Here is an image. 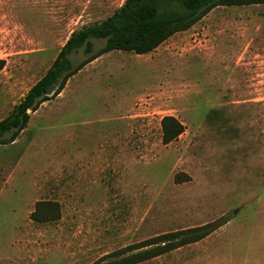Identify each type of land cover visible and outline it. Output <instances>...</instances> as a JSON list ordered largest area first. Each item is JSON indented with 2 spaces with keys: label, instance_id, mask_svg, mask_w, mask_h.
<instances>
[{
  "label": "rangeland",
  "instance_id": "rangeland-1",
  "mask_svg": "<svg viewBox=\"0 0 264 264\" xmlns=\"http://www.w3.org/2000/svg\"><path fill=\"white\" fill-rule=\"evenodd\" d=\"M43 3L0 0V120L74 29L46 41ZM197 25L181 44L74 75L0 144V232L19 231L0 264H91L208 223L221 226L137 264H264V4L219 6ZM167 116L184 125L169 144Z\"/></svg>",
  "mask_w": 264,
  "mask_h": 264
},
{
  "label": "trees",
  "instance_id": "trees-1",
  "mask_svg": "<svg viewBox=\"0 0 264 264\" xmlns=\"http://www.w3.org/2000/svg\"><path fill=\"white\" fill-rule=\"evenodd\" d=\"M264 4V0H126L110 17L74 31L47 72L29 89L12 112L0 120V144L14 142L27 127L31 113L58 97L68 81L88 63L105 53L121 50L139 55L156 50L174 34L188 30L219 6ZM94 39L105 44L95 50ZM81 49L88 55L75 63ZM3 61H0V69ZM163 141L169 144L184 131L174 116L162 121ZM212 223L167 232L115 250L91 264H137L198 242L218 227Z\"/></svg>",
  "mask_w": 264,
  "mask_h": 264
},
{
  "label": "crops",
  "instance_id": "crops-1",
  "mask_svg": "<svg viewBox=\"0 0 264 264\" xmlns=\"http://www.w3.org/2000/svg\"><path fill=\"white\" fill-rule=\"evenodd\" d=\"M125 1L126 0H44L43 9L44 14L47 17L44 24V29L46 31V41H48L50 38L54 40L58 39L60 34L65 30L67 24L70 26L73 25L74 29L71 30L70 35L62 44L63 47L74 31L79 30L86 25L105 20L106 18L110 17L117 9H119L125 3ZM197 24L198 23L188 30L174 34L172 37L162 43L156 50L143 55L156 54L159 50L161 51L164 48V44L169 42L171 39L177 38L178 42L176 43L181 44L183 41L182 39L188 38L195 30H198L197 28H200V25ZM54 26H57V29L54 28ZM204 31L208 30L204 29ZM163 50H165V48ZM123 52L126 51L114 50L105 53L92 62L88 63L77 74L92 72L103 74L105 73L107 67L106 63L108 61H112V58L115 54H123ZM154 66H156V63ZM18 234L19 231L17 228L7 235H3V233L0 232V263L3 260V254H1L3 246L2 240L17 239Z\"/></svg>",
  "mask_w": 264,
  "mask_h": 264
}]
</instances>
